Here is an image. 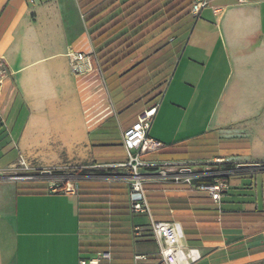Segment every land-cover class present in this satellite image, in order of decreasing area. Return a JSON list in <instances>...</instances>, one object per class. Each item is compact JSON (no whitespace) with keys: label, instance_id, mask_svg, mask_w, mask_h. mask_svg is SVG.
<instances>
[{"label":"crops","instance_id":"1","mask_svg":"<svg viewBox=\"0 0 264 264\" xmlns=\"http://www.w3.org/2000/svg\"><path fill=\"white\" fill-rule=\"evenodd\" d=\"M109 1L0 0V264H80L101 252L109 258L98 264H164L148 215L129 208L127 168L81 178L75 192L2 177L22 161L31 170L124 163L123 131L156 100L148 134L164 147L140 157L152 217L181 225L180 243L201 254L192 264H264V170L253 167L264 163V0H206L181 44L164 28L141 38L143 62L130 73L97 62L75 74L69 51L109 42L93 39L105 8L121 12L124 0ZM164 163L241 167L216 202L153 177Z\"/></svg>","mask_w":264,"mask_h":264},{"label":"built area","instance_id":"2","mask_svg":"<svg viewBox=\"0 0 264 264\" xmlns=\"http://www.w3.org/2000/svg\"><path fill=\"white\" fill-rule=\"evenodd\" d=\"M243 1V0H239ZM207 4L206 0H194L191 6L193 15L199 13L202 7ZM70 69L75 74H80L92 70L94 63H97L95 52L89 54L82 52H68ZM1 75V73H0ZM1 84V78H0ZM157 103L144 109L138 114L137 120L123 131V146L126 151V161L115 165L116 167H125L127 171L122 175L128 186V204L134 213H145L150 219V227L152 233L159 243V255L164 264H192L201 258V254L197 248L185 247L180 243L183 238V230L181 225L175 221L156 220L151 215L149 203L143 188V183L148 175L141 172L142 166H148L140 157L143 154L157 152L164 147L163 143L150 137L148 130L155 114ZM223 159H218L221 163ZM24 169L29 167L22 161ZM241 165L234 168H215L194 167L189 165L173 166L169 163L158 165L156 173L153 174L161 181H171L176 183H185L191 190L205 191L213 201L219 202L223 195L229 190L227 177L239 170ZM253 167L258 170H264V163H255ZM66 168V170H64ZM61 169H41L38 175L20 176V175H2V177L10 179H34L37 176L52 177V183L49 185L51 192H75L77 181L83 177L75 174V170L85 168L83 166H75ZM62 171L63 174H58ZM1 177V172H0ZM94 179L103 178L102 175L88 176ZM108 252H101L90 258H81L80 264H98L101 259H108Z\"/></svg>","mask_w":264,"mask_h":264},{"label":"trees","instance_id":"3","mask_svg":"<svg viewBox=\"0 0 264 264\" xmlns=\"http://www.w3.org/2000/svg\"><path fill=\"white\" fill-rule=\"evenodd\" d=\"M111 2H113V0L109 1V3ZM191 2L192 0H124L121 4V12L109 19L106 23V26H99L96 29L98 34L96 35V31H94L95 35L93 39L101 37L110 29L120 26L121 23L124 24L125 20L127 21L126 24L128 25L129 29H133L139 26L144 20H146V18L156 13L161 8L164 9V14H167L168 18H172L184 11L191 4ZM104 6H106V4ZM160 18H162V20L158 21V23H162L163 20L166 19L164 17ZM155 27L156 24L152 26L150 25V28L148 29L147 27H141V29L135 32L133 35H130L128 32H124L100 48L96 52V57L102 71L105 72V70L109 68L116 70L125 68L121 74L125 75L140 66L143 62V59H138L135 62H131L130 60L132 56H135V41H139ZM162 91L163 84L162 88H157L156 86L149 93L151 96L149 100L154 101L157 99L161 95ZM120 168L121 167L116 166H109L106 168L95 167L93 169L82 168L75 170V174L86 178L83 179L84 182H99L95 179L87 178H90L88 176L91 175H107L111 173V171H118ZM57 173L63 174L62 171H57Z\"/></svg>","mask_w":264,"mask_h":264},{"label":"rangeland","instance_id":"4","mask_svg":"<svg viewBox=\"0 0 264 264\" xmlns=\"http://www.w3.org/2000/svg\"><path fill=\"white\" fill-rule=\"evenodd\" d=\"M162 1H164V0H162ZM193 1L194 0H192L191 4L184 11H182L181 13L175 15L172 18H168L167 14H164V9L161 8L159 11H157L154 14H152L148 18H146V20H144L140 24V26H138V27H147V29H148V28H150V25L152 26V25L156 24V27L153 28L152 31H157V30H160L162 28L167 29L168 37L174 36V45L176 46V44H181L183 39H184V37H185V35H186V33H187V31L189 30V28L191 27V29H192L193 25H194V24L191 25L192 24V20H193V16H194L191 13V6H192ZM119 7H120L119 3H114L112 5H109L107 8H105L102 11V16L96 22H94V23H97L95 26H93V28L95 29L94 31H96L95 32L96 35L98 34V32L96 30L97 29L96 27L98 25H100V24L106 26L107 21L109 19H111L112 17H114L117 14V12L120 11ZM160 17H164L166 19L163 20L162 23H158V21L162 20V18H160ZM124 22H125L124 24L121 23L120 26H116L115 28H112L108 32H106L105 35H103V37H101V39H98V41H99L98 44L107 43L106 41L110 42L113 39H115L117 37V35H119V33H121L123 28L124 27L126 28L128 26V25H126L127 21H124ZM152 31H150V32H152ZM138 43H139V41H135L134 45H137ZM138 59H140V55H136V52H135V56H132L130 58L131 62H135ZM166 63H167V65L170 64V62H166ZM149 70H151V68ZM163 71L164 72H162L158 76L159 80L157 81V88H162V84L165 83L167 69H165ZM152 79L154 81L153 76H152ZM157 101L158 100H156V102H154L153 104L157 103ZM108 104H109V109H112V105H111L110 99H108ZM51 169H53V168H51ZM64 170H66V168ZM38 171L39 170H31L30 168L28 170H26V169H24L22 167V168H16V169L11 170L9 174H11V175H20V176H29V175H38L37 174ZM38 178L40 180H42V179L43 180H51V181L53 180L52 177L42 176V175L37 176V179Z\"/></svg>","mask_w":264,"mask_h":264}]
</instances>
